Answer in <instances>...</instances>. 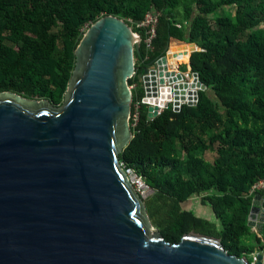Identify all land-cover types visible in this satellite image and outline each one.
<instances>
[{"label": "trees", "instance_id": "16d2710c", "mask_svg": "<svg viewBox=\"0 0 264 264\" xmlns=\"http://www.w3.org/2000/svg\"><path fill=\"white\" fill-rule=\"evenodd\" d=\"M181 6L186 22L178 16ZM148 12L159 13L153 48L147 28L138 25ZM107 14L126 20L142 38L138 71L129 79L135 84L131 122L145 95L144 59L165 55L173 38L201 47L187 65L207 85L197 104L176 110L170 103L149 120L142 103L134 137L119 154L154 188L145 200L153 225L171 243L197 232L249 260L262 246L246 222L252 196L264 194V187H253L264 182V28L257 26L264 0H0V90L61 104L76 46ZM212 152L214 160L207 156ZM196 197L216 221L185 206Z\"/></svg>", "mask_w": 264, "mask_h": 264}, {"label": "water", "instance_id": "95a60500", "mask_svg": "<svg viewBox=\"0 0 264 264\" xmlns=\"http://www.w3.org/2000/svg\"><path fill=\"white\" fill-rule=\"evenodd\" d=\"M141 41L126 20L104 15L75 48L60 105L0 90V264H250L214 236L190 232L178 243L167 241L119 165L134 137L129 79L138 71ZM168 51L144 59L139 73L149 120L168 101L176 110L184 101L197 104L207 87L191 70H170L181 79L167 74L164 81L160 68ZM153 70L154 88L147 79ZM192 78L200 82L196 101L177 104L178 83L193 86ZM167 86L171 98L154 105L151 96ZM246 224L264 232V194L252 196ZM254 255L255 264H264V249Z\"/></svg>", "mask_w": 264, "mask_h": 264}, {"label": "built area", "instance_id": "2783aa9c", "mask_svg": "<svg viewBox=\"0 0 264 264\" xmlns=\"http://www.w3.org/2000/svg\"><path fill=\"white\" fill-rule=\"evenodd\" d=\"M158 21H159V13H153V12H148L146 14L145 18L138 21V25L140 27H146L147 28V38L145 40L147 42L148 47H150V48H153V39L157 35ZM137 33L140 34L139 32H137ZM177 69L180 70V67H178ZM187 74H189V73H187ZM134 86H135V84L130 85V87H132V88ZM142 100H138L135 103L136 112L134 114L133 124H131V126L137 125V121L140 117V107H141L142 103H145L144 100H143V102H142ZM183 103H185V102H183ZM169 104H170V101H168L166 103V105L160 109V112H162L164 108L168 107ZM130 120H131V116H130ZM119 165H120L121 169L123 170V172L125 173V176L128 179L129 183L133 187H135L137 192L140 194V196L144 200H146L148 197H150L154 193V188L148 184L146 176L139 173L134 167L126 166L123 161L119 160ZM253 187H256V188L264 187V182L260 181L258 184L254 185ZM250 264H255V255L252 256V260H251Z\"/></svg>", "mask_w": 264, "mask_h": 264}, {"label": "bare ground", "instance_id": "6f19581e", "mask_svg": "<svg viewBox=\"0 0 264 264\" xmlns=\"http://www.w3.org/2000/svg\"><path fill=\"white\" fill-rule=\"evenodd\" d=\"M177 44V43H176ZM174 53H179L181 55L187 56V52L185 48H180V50L174 49L173 50ZM172 51V52H173ZM189 54V53H188ZM168 60H162L161 62V74H162V79L164 81H167L166 79V75L170 74L168 73L170 70H176V66L173 65V63H171L169 61V58H167ZM167 63V64H163ZM170 62V63H169ZM164 67V68H163ZM173 74H170L169 76H167L168 78H170L171 80H175L176 82H178L181 79V75L180 74H176L174 75V72H172ZM159 78L158 73L153 70V72L151 74H148L147 79L149 82V86L153 87L155 86V81L156 79ZM179 78V79H177ZM200 82H198V80L194 78L193 80V86H188V84H183L182 87L180 86V84L178 83V91L176 93V101L177 104H179L182 100H188L190 102H194L197 99V89L199 86ZM156 87V86H155ZM189 87H192L188 90ZM171 98V91L170 88L167 86L166 88H164L163 90V94L158 96V97H152L151 96V101L154 105H163V103H166V101Z\"/></svg>", "mask_w": 264, "mask_h": 264}, {"label": "rangeland", "instance_id": "374dc122", "mask_svg": "<svg viewBox=\"0 0 264 264\" xmlns=\"http://www.w3.org/2000/svg\"><path fill=\"white\" fill-rule=\"evenodd\" d=\"M184 11H185V8L183 7V6H181L179 9H178V16H180L181 18H183L184 20H185V22H186V18H185V14L186 13H184ZM218 13H224V10L223 9H219L218 10ZM258 27H262V28H264V21L263 22H261V23H259L258 25H257ZM171 45H172V43L174 42V43H177V45H182V46H180V47H183L184 46V48L186 49V51H188L187 52V56L189 57V54L191 53L190 51H192L193 49H194V47H192V46H190V44H186V43H190V42H185V41H182V40H179V39H177V38H173L171 41ZM174 46V45H173ZM173 46H170L171 47V51H173L172 50V47ZM201 48V47H200ZM189 53V54H188ZM181 54H179V53H174V51L172 52V55H171V60H172V63H173V65H175V63H178V62H180V63H178V64H180V66H181V69L180 70H183V73H186L187 71H189L190 69H187L188 67H187V65H188V62H189V58L186 56V57H183L181 60H179V56H180ZM170 63V62H169ZM163 64H167V63H164L163 62ZM176 66V65H175ZM177 67V66H176ZM164 68V67H163ZM185 69H186V71H185ZM185 71V72H184ZM158 72H159V70H158ZM191 77H192V75H190ZM177 79H179V78H177ZM191 81H193V78L191 79ZM190 88H192V87H189L188 88V90L190 89ZM145 96V95H144ZM143 100H144V98H142ZM141 99V100H142ZM143 100H142V102H143ZM145 102V101H144ZM184 102H186V101H184ZM170 103H173V102H170ZM187 103V102H186ZM145 105H146V107H147V109L149 108V104L148 103H144ZM56 105H58V104H56ZM60 105V104H59ZM131 124H133V122H131V120H130V125ZM207 156H208V158L209 159H211V160H214V157H215V154L212 152V153H208L207 154ZM185 206L186 207H190V208H193L194 210H196V212L198 213V214H200V215H202V217H204V218H207V219H209V220H211V221H216L217 219H216V214H215V212H214V210H212V208L209 206V205H204L203 203H202V201H201V198L200 197H196L195 199H191V200H189V201H187V202H185ZM262 234V233H261ZM263 236V235H262ZM260 248H261V250H262V246L260 245L258 248H255L253 251H254V254L255 253H257V252H260L261 250H260ZM260 250V251H259ZM257 251V252H256ZM251 260H252V256H251V258L248 260L249 261V263H251Z\"/></svg>", "mask_w": 264, "mask_h": 264}, {"label": "crops", "instance_id": "0c3cea01", "mask_svg": "<svg viewBox=\"0 0 264 264\" xmlns=\"http://www.w3.org/2000/svg\"><path fill=\"white\" fill-rule=\"evenodd\" d=\"M186 44H190V46H192V47H196V45L195 44H191V43H186ZM174 45V46H173ZM171 46H173L172 47V50H174V49H177V50H180V48H184V46L183 47H180V46H182V45H177L176 43H172V45ZM191 52V51H190ZM171 55H172V51H171V47H170V50H169V52H168V58H169V61L172 63V60H171ZM189 56H190V54H189ZM189 58V57H188ZM189 60H190V58H189ZM175 65L177 66L176 68H178V67H180V69H181V66H180V64H178V63H175ZM186 71V70H185ZM249 232H251V233H255V234H258L257 232H255V231H253V229H250L249 228ZM260 237H261V239H262V249H264V232L262 233V234H258ZM263 235V236H262ZM260 250H261V248H260ZM259 250V251H260ZM257 252V251H256ZM258 253V252H257ZM256 254V253H255Z\"/></svg>", "mask_w": 264, "mask_h": 264}]
</instances>
